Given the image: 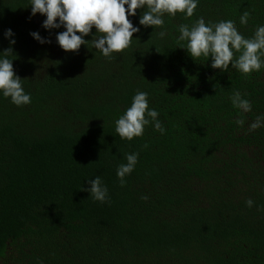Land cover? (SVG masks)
<instances>
[{
	"label": "trees",
	"instance_id": "trees-1",
	"mask_svg": "<svg viewBox=\"0 0 264 264\" xmlns=\"http://www.w3.org/2000/svg\"><path fill=\"white\" fill-rule=\"evenodd\" d=\"M197 3L192 17L165 14L157 29L140 24L147 9H138L129 19L140 31L109 59L91 44L65 52L66 29H45L31 0H0V54L13 48L7 58L31 96L18 107L0 92V264H264V127L248 130L264 117V66L213 69L179 39V26L200 18L231 20L250 39L264 26V0ZM237 91L251 112L233 107ZM137 92L165 132L149 124L128 141L115 122ZM137 153L121 187L117 169ZM97 176L105 203L84 190Z\"/></svg>",
	"mask_w": 264,
	"mask_h": 264
},
{
	"label": "clouds",
	"instance_id": "clouds-1",
	"mask_svg": "<svg viewBox=\"0 0 264 264\" xmlns=\"http://www.w3.org/2000/svg\"><path fill=\"white\" fill-rule=\"evenodd\" d=\"M197 7V0H31L32 16H46L43 23L45 29H66L57 35L58 44L65 52H78L82 45L91 44L109 59L113 53H123L128 49L134 34L140 31L129 19V15L136 16L138 9H147L140 18V24L146 28L157 29L163 27L165 14L175 17L177 13H181L190 18ZM249 18L250 13L244 11L240 23L246 25ZM93 28L97 34L91 41L85 40L83 37L90 35ZM179 32V39L188 42L187 47L183 49H186L194 60L200 57L211 59L213 69L228 72L231 65L242 74L251 75L254 71L260 72L264 66L261 61V56H264V26L258 27L254 36L247 39L238 32L231 20L206 25L204 19L200 18L191 28L185 24L180 25ZM166 34V30L159 32L161 38ZM13 35L11 29L5 33L11 45L16 43L11 39ZM31 35L41 44L51 43L39 33L33 32ZM234 50L240 53L235 60ZM12 54V47L0 54V57H3L0 58V92L4 97L11 98V102L19 107L30 104L31 96L25 94L22 79L15 74L13 61L7 58ZM230 99L233 107L241 112L252 111L250 101L243 99L238 91L234 92ZM158 115L156 110L149 108L147 93L137 92L131 106L116 120L115 131L121 139L132 141L143 135L146 125L154 124L155 129L163 134L165 128L157 119ZM235 123L242 127L244 120L237 119ZM261 127H264V117H257L248 130L255 131ZM138 155L128 154L127 163L118 167L117 176L121 187L126 184L125 177L134 170ZM88 182L91 187L84 190L90 192L91 198L101 203L107 202L108 189L103 185L101 178L97 176ZM142 199L146 200L147 196ZM246 203L251 208L254 201L249 199Z\"/></svg>",
	"mask_w": 264,
	"mask_h": 264
}]
</instances>
